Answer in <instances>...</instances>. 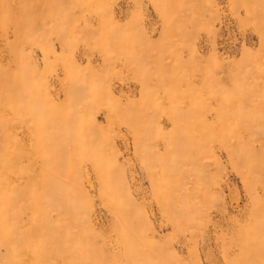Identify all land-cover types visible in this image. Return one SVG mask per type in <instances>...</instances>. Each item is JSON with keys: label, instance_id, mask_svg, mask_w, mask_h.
<instances>
[{"label": "rangeland", "instance_id": "1", "mask_svg": "<svg viewBox=\"0 0 264 264\" xmlns=\"http://www.w3.org/2000/svg\"><path fill=\"white\" fill-rule=\"evenodd\" d=\"M0 264H264V0H0Z\"/></svg>", "mask_w": 264, "mask_h": 264}]
</instances>
